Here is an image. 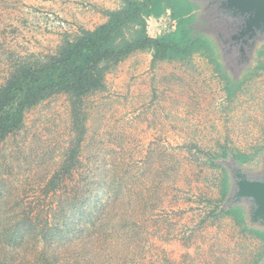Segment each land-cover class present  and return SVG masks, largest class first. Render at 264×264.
Instances as JSON below:
<instances>
[{
    "label": "rangeland",
    "instance_id": "obj_1",
    "mask_svg": "<svg viewBox=\"0 0 264 264\" xmlns=\"http://www.w3.org/2000/svg\"><path fill=\"white\" fill-rule=\"evenodd\" d=\"M193 1L201 8L193 28L218 44L225 70L243 82L237 96L227 97L225 83L199 55L153 68L151 52H136L107 75L104 91L84 102L87 130L76 162L79 171L56 194L43 187L73 146L66 95L30 110L22 131L0 143V182L10 185L21 205L17 211L13 198H6V216L46 211L52 219L60 200L77 191L78 197L95 200L88 214L97 225L86 229L92 234L74 241V264H253L262 249L231 219L210 216L213 207L227 203L220 201L223 170L212 167L206 153H220L223 146L248 153L261 150L241 168L252 178L264 176V69L254 70L264 63V54L259 56L264 37L249 56L240 58L226 42L230 23L215 0ZM121 4L0 0V85L15 61L55 52L65 35L95 28L103 22V11ZM157 23L151 20L153 38L169 31L167 20ZM232 162L231 157L216 160L229 173ZM238 205L247 210L250 227L264 229L251 223V202ZM90 240L100 244L97 255L79 254L80 245L90 247ZM36 243L41 250L44 243ZM23 251L15 250L20 255Z\"/></svg>",
    "mask_w": 264,
    "mask_h": 264
},
{
    "label": "trees",
    "instance_id": "obj_2",
    "mask_svg": "<svg viewBox=\"0 0 264 264\" xmlns=\"http://www.w3.org/2000/svg\"><path fill=\"white\" fill-rule=\"evenodd\" d=\"M200 9L193 0H122L120 8L103 11L106 21L93 30L81 29L74 36L65 35L55 52L15 61L5 82L0 85V143L22 131L26 114L30 110L55 95H66L75 132L71 143L73 146L65 154L57 171L48 180H44L43 187L46 193L56 194L65 185L62 183L72 181L79 171L76 162L87 130L84 102L91 95L104 91L107 75L136 52H151L153 68L160 62H185L199 55L213 65L214 71L225 83L227 97L232 99L237 96L243 82L233 80L225 70L218 44L193 28L198 21ZM150 18L167 20L169 31L151 37L147 30ZM263 54L264 46L259 56ZM260 69H264L263 62L254 70ZM259 152L261 150L248 153L223 146L220 153H206L210 165L223 170L221 202L227 201L232 181L229 172L217 164L216 160L231 157L240 167H244L250 165ZM4 187L8 189L7 194H4ZM79 194L77 191L73 198L64 200L65 204L61 199L59 211L52 219L46 211H22L6 216L3 213L7 206L4 201L6 198H13L17 211L21 205L10 185L0 182V264H74V241L79 236L84 238L88 235L90 229L88 232L86 229L89 226L97 225L94 215L88 214L91 210L88 206H92L95 200L78 197ZM95 205L96 208L93 207L97 210L98 202ZM209 214L215 218L231 219L242 234L257 239L262 249L253 264H262L264 230L249 226L243 206H215ZM71 235L73 239H70ZM106 237H112L111 233H106ZM106 237L104 243L109 241ZM38 239L44 243L41 250L36 247ZM90 242V247L80 245L79 254L97 255L96 250L100 244L97 241ZM21 247H24L23 255L15 252Z\"/></svg>",
    "mask_w": 264,
    "mask_h": 264
},
{
    "label": "water",
    "instance_id": "obj_3",
    "mask_svg": "<svg viewBox=\"0 0 264 264\" xmlns=\"http://www.w3.org/2000/svg\"><path fill=\"white\" fill-rule=\"evenodd\" d=\"M214 2L221 16L230 23L226 42L231 49L238 51L240 58L245 59L257 41L264 37V0H215ZM229 167L231 181L234 183L225 207L235 206L243 201L251 202V223L264 227V176L250 177L234 160Z\"/></svg>",
    "mask_w": 264,
    "mask_h": 264
},
{
    "label": "built area",
    "instance_id": "obj_4",
    "mask_svg": "<svg viewBox=\"0 0 264 264\" xmlns=\"http://www.w3.org/2000/svg\"><path fill=\"white\" fill-rule=\"evenodd\" d=\"M151 20H153V18H150L148 19L147 21V30H148V34L151 36V31H150V27H151ZM155 20H158V23H157V26H161L162 25V22L164 23V18H160V19H155ZM161 23V24H160ZM167 24H165V27H166ZM174 28V26H173Z\"/></svg>",
    "mask_w": 264,
    "mask_h": 264
},
{
    "label": "crops",
    "instance_id": "obj_5",
    "mask_svg": "<svg viewBox=\"0 0 264 264\" xmlns=\"http://www.w3.org/2000/svg\"><path fill=\"white\" fill-rule=\"evenodd\" d=\"M106 21V18L104 17V19H103V22H105ZM103 22H101L100 24H102ZM99 24V25H100ZM98 26V25H97ZM94 28H92V29H87V30H93Z\"/></svg>",
    "mask_w": 264,
    "mask_h": 264
}]
</instances>
